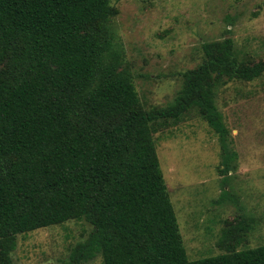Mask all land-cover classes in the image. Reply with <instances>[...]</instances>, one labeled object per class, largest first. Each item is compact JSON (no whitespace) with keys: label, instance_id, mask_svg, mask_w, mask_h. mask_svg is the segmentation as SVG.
Instances as JSON below:
<instances>
[{"label":"trees","instance_id":"obj_1","mask_svg":"<svg viewBox=\"0 0 264 264\" xmlns=\"http://www.w3.org/2000/svg\"><path fill=\"white\" fill-rule=\"evenodd\" d=\"M111 0H0V264L19 234L86 219L71 253L82 264H264V244L191 259L154 133L197 111L219 135L231 170L229 129L215 103L227 80H254L264 60L241 58L231 37L202 45L175 100L145 109L115 46ZM223 230L241 244L251 219Z\"/></svg>","mask_w":264,"mask_h":264},{"label":"rangeland","instance_id":"obj_2","mask_svg":"<svg viewBox=\"0 0 264 264\" xmlns=\"http://www.w3.org/2000/svg\"><path fill=\"white\" fill-rule=\"evenodd\" d=\"M115 46L145 109L171 104L183 73L203 61L202 45L231 37L241 58L264 60V0H111ZM215 103L229 129L231 170L219 135L197 112L154 133L161 168L191 259L264 244V74L218 85ZM243 219L241 244L222 233ZM93 230L86 219L19 234L14 264H70ZM82 264H105L98 253Z\"/></svg>","mask_w":264,"mask_h":264}]
</instances>
